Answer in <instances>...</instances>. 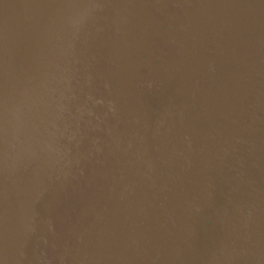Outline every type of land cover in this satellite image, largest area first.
Returning <instances> with one entry per match:
<instances>
[{"label": "water", "instance_id": "obj_1", "mask_svg": "<svg viewBox=\"0 0 264 264\" xmlns=\"http://www.w3.org/2000/svg\"><path fill=\"white\" fill-rule=\"evenodd\" d=\"M0 264H264V0H0Z\"/></svg>", "mask_w": 264, "mask_h": 264}]
</instances>
